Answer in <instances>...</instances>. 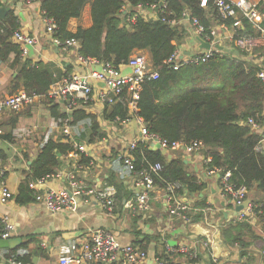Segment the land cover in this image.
<instances>
[{
    "label": "trees",
    "instance_id": "trees-1",
    "mask_svg": "<svg viewBox=\"0 0 264 264\" xmlns=\"http://www.w3.org/2000/svg\"><path fill=\"white\" fill-rule=\"evenodd\" d=\"M31 1H40L44 16L55 21L56 39H76L80 42L79 54L85 59H96L119 68L127 64L137 51H148L151 66L159 73V78L146 80L143 84L137 115L143 119L149 133L166 141L169 146L174 143L185 146L193 142L203 143L206 146L203 152L205 159L211 158V162L206 164L207 170L217 169L221 176L230 172V182L237 188L257 190L262 196L252 203L254 213L264 221V152L257 150L264 140V81L259 78L263 66L248 60V55L234 46L232 53L215 54L201 64L183 63L178 71L167 64L184 41L186 34L178 23L185 21L186 15L191 25L197 20L206 34H210L215 24L223 23L229 27L234 24L232 19L223 20L216 8V0H208L205 6L204 0ZM90 3L92 26L89 29L79 28L76 33L70 32V21L81 18L84 8ZM161 3L166 7L158 12L155 20L138 15L136 23L130 24L122 14L124 7H129L130 15L136 16L137 8L149 10ZM173 22L177 24L172 25ZM244 25L246 33L257 35L246 20ZM18 30L20 23L15 12L0 20V62H7L14 54L15 63H21L20 47L13 41ZM62 76L56 73L53 65L28 61L21 67L15 83L17 87L21 84L29 95L48 99L51 86ZM51 110L55 119L65 118L64 114L57 113L58 106H53ZM72 117V126L84 123L85 127H89L91 143L106 138L95 115L79 109ZM104 118L111 122L117 119L126 121L129 118L127 104L107 106ZM250 119L255 121L260 131L248 125ZM13 123L16 126L18 116H13ZM82 130L84 128L78 129ZM75 152L73 143L66 142L63 137L59 141L53 138L47 140L33 161L27 178L20 184L19 194L14 196L17 202L21 205L34 202L35 192L30 189V183L56 176L62 159ZM80 156V164L92 162L84 154ZM134 157L136 171L162 165L163 170L155 177V184L160 189L177 183L182 187L180 196H184V193L202 194L206 188L195 174L188 171L182 158L168 160L164 152L152 150L144 143L138 145ZM196 208H200V212L191 211L188 216L193 223L204 219L202 211L205 204L200 202ZM248 231L253 233L249 224L238 223L224 230L223 238L229 247L236 244L245 247ZM254 238L258 237L254 235ZM139 246L146 250L144 246ZM170 256L173 255H161L158 259L165 264H197L200 260L195 251L184 255L186 263H177ZM9 258L31 264V256L12 254Z\"/></svg>",
    "mask_w": 264,
    "mask_h": 264
},
{
    "label": "crops",
    "instance_id": "crops-1",
    "mask_svg": "<svg viewBox=\"0 0 264 264\" xmlns=\"http://www.w3.org/2000/svg\"><path fill=\"white\" fill-rule=\"evenodd\" d=\"M252 1L259 3L260 9L264 11V0ZM3 7L10 8L7 15L15 12L20 30L34 36L37 44L28 58L21 57L19 65L15 63L14 54L7 62H0V99L24 91L21 84L16 86L15 80L25 62L53 65L56 73L63 75L62 78L81 70L75 55L56 48L52 37L47 34L44 24L46 17L40 1L0 0V8ZM145 14L150 19H156L158 13L146 10ZM188 21L186 19L178 23L186 34L178 47L185 59L198 51H204L200 50L202 43L199 38L205 41ZM92 24L90 3L84 8L81 18L70 21L68 30L76 33L79 28L89 29ZM217 26L215 24L213 28ZM221 37H224L222 33ZM223 45L226 47L227 43L224 42ZM136 54H144L150 59L148 51H137ZM262 57L264 49L255 51L248 60L263 66L264 70V61L260 60ZM121 71L129 74L131 69L124 65ZM55 105L58 106L57 113L63 114L60 103L40 98L20 113H6L0 120V196L2 185L17 196L20 184L27 178L44 143L50 138L59 141L63 137L61 120L55 119L51 110ZM83 110L97 117L106 135L103 140L91 143V131L84 123L72 128L71 140L85 146V156L91 159L92 165L80 164L82 156L63 158L58 174L46 179L38 190L47 192L68 187L67 175L76 172L91 189L114 186L117 190L114 213L109 214L95 198L78 197L73 210L64 213H51L35 201L26 205L19 204L16 198L6 204L0 202V219H7L14 226L15 232L11 239L21 242L13 248L0 247V264H9L12 254L31 256V264H57L61 258H74L80 253L83 243L97 229L110 231L123 246H144L148 254L144 264H155L159 256L167 254L168 247H186L189 251H195L200 255L197 264H264L263 219L250 213L245 220L239 221L241 213H237V206L229 197L222 195V176L219 173L209 174L203 152L188 155L183 148L165 152L168 160L182 158L188 171L205 184L202 194L184 193L183 197L194 212H200V208H196L200 202L205 204L203 220L188 223L171 214L167 192L159 187L149 194V210L136 212L129 208L128 203H135L140 192L134 183L135 175L127 170L122 159L128 144L141 137L138 124L135 121L113 124L104 118L105 109L96 100ZM13 116H18L16 126ZM79 128H84L83 132L78 131ZM262 144L264 145V140ZM261 198L257 190L248 191L251 203ZM238 223L249 224L253 233L248 231L245 247L238 244L229 247L223 238V231ZM254 235L258 238H254ZM26 245L29 246L24 248ZM170 257L177 263L187 262L186 256L181 253Z\"/></svg>",
    "mask_w": 264,
    "mask_h": 264
},
{
    "label": "built area",
    "instance_id": "built-area-1",
    "mask_svg": "<svg viewBox=\"0 0 264 264\" xmlns=\"http://www.w3.org/2000/svg\"><path fill=\"white\" fill-rule=\"evenodd\" d=\"M208 0L203 1V6ZM216 8L223 20L232 19L234 24L229 27L226 24H219L213 28L210 34H206L205 28L199 24L197 20L192 23L199 37L204 38V42L211 45L210 50H204L196 53L190 58L185 59L180 51H176L168 60L169 64L175 71H178L183 63L201 64L209 61L215 54L226 53L220 51L217 46L224 47V50L233 52L234 46L246 53L248 57L253 55L257 50L264 49V11L260 9V4L252 0H216ZM165 4L159 11L165 8ZM159 7H151L148 11H156ZM146 9L137 8V15H130L129 7H124L122 14L127 18L130 24L136 23L137 16L151 20L145 14ZM157 19V18H156ZM189 20V16L186 15ZM155 20V19H152ZM244 20H246L257 33L256 36L246 33ZM46 32L52 37V42L56 48L75 55L77 62L81 65V70L64 76L54 83L48 93V98L54 102L60 103L64 111L65 118L60 121L61 133L65 141L73 143L77 152L70 156H80L86 154V148L83 145L71 140L73 133V114L76 110L88 107L95 100L98 101L104 109L115 106L117 104H127L129 110V118L121 122L119 119L112 122L113 124H126L135 121L140 129L141 137L132 140L124 152L123 163L127 170L135 175V186L139 190V195L135 203H128L129 208L134 211L146 212L149 210L148 201L149 194L153 192L157 186L155 177L159 176L163 167L161 164L149 166L148 169L136 171L134 152L140 143L149 145L152 150H157L160 145L162 152L176 151L184 149L186 154L193 155L204 152L206 146L201 142H193L188 146L181 143H174L169 146L166 141L161 140L157 136L151 135L138 113V101L146 80H157L159 73L154 71L150 59L144 54H136L130 58L125 64L131 69L129 74H124L121 67H114L111 63H102L96 59H85L80 56V42L76 39H68L61 41L54 37L57 25L53 19L44 18ZM176 25V22L171 23ZM221 33L224 37H221ZM243 33V34H241ZM203 40V39H202ZM13 41L19 45L21 57L26 59L30 56L31 50L36 46L37 39L21 30L15 32ZM227 43L226 47L223 43ZM229 52V53H230ZM264 61V57L260 59ZM259 78L264 81V70L259 74ZM41 97L29 95L25 91L18 92L12 96L0 99V120L6 113H20L25 108L34 105ZM248 125L254 130L260 131V127L253 119L248 121ZM89 128V127H87ZM259 152H264V145L260 144L257 148ZM206 160V159H205ZM211 162V158L206 160V164ZM92 165V163H91ZM209 174H216L220 171L217 169L208 170ZM230 172L225 173L221 177L222 195L229 197L235 206L240 207L246 205L248 200V190L244 187L237 188L230 182ZM45 180L33 181L30 183V189L35 192V202L41 204L47 211L51 213H64L73 210L76 198H95L101 206L113 214L116 209L117 190L114 186L102 187L100 190L89 188L78 177L76 172L67 175L68 187L42 192L38 190ZM180 184H169L165 191L167 192V202L169 204L170 213L174 216L182 218L186 222H191L189 214L192 208L183 200L184 196H180ZM14 199V194L5 185L1 186L0 202L8 203ZM254 213L253 203L241 212L239 221L246 219L247 215ZM15 232L14 226L7 220L0 219V240H9ZM189 249L167 248V254L175 255L181 253L189 254ZM148 259V254L141 248L133 245L123 246L113 233L105 229H97L90 239L83 243L80 253L74 258H61L57 264H144ZM9 264H22L16 260L10 259ZM155 264H165L164 261L156 260Z\"/></svg>",
    "mask_w": 264,
    "mask_h": 264
},
{
    "label": "water",
    "instance_id": "water-1",
    "mask_svg": "<svg viewBox=\"0 0 264 264\" xmlns=\"http://www.w3.org/2000/svg\"><path fill=\"white\" fill-rule=\"evenodd\" d=\"M162 6H163V3L160 4L159 8L156 11H159V9ZM9 11H10V8H7V7L0 8V19H4ZM199 40H201V43H202V45L200 47L201 51L202 50H210L212 48L209 43L204 42L201 38H199ZM217 49H219L220 51H225L227 53L230 52V50H224V47H222V46H217ZM156 148H157V150H159L160 145H157ZM249 204H250V200L246 203V205L237 207L236 208L237 213H241L242 211H244ZM19 243H21L20 240H16V239L2 240V241H0V247H2V248H13L16 245H18Z\"/></svg>",
    "mask_w": 264,
    "mask_h": 264
},
{
    "label": "rangeland",
    "instance_id": "rangeland-1",
    "mask_svg": "<svg viewBox=\"0 0 264 264\" xmlns=\"http://www.w3.org/2000/svg\"><path fill=\"white\" fill-rule=\"evenodd\" d=\"M28 116V115H27Z\"/></svg>",
    "mask_w": 264,
    "mask_h": 264
}]
</instances>
